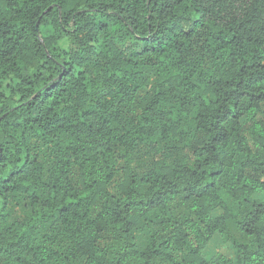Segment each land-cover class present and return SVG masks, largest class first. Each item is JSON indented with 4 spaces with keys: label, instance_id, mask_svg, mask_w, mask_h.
Instances as JSON below:
<instances>
[{
    "label": "trees",
    "instance_id": "trees-1",
    "mask_svg": "<svg viewBox=\"0 0 264 264\" xmlns=\"http://www.w3.org/2000/svg\"><path fill=\"white\" fill-rule=\"evenodd\" d=\"M0 264H264V0H0Z\"/></svg>",
    "mask_w": 264,
    "mask_h": 264
},
{
    "label": "rangeland",
    "instance_id": "rangeland-1",
    "mask_svg": "<svg viewBox=\"0 0 264 264\" xmlns=\"http://www.w3.org/2000/svg\"><path fill=\"white\" fill-rule=\"evenodd\" d=\"M23 210L22 208H16L14 210V216L16 218H19L22 215ZM147 234L146 230H143L142 228L137 229L133 237H136L137 239L142 236H145ZM249 238H247L244 234L241 232L237 231L234 227H230L228 231L227 237L223 238H218L216 237L213 241V243L210 245L212 249L218 254H222L228 258H234L235 256V251L233 244L234 242H248Z\"/></svg>",
    "mask_w": 264,
    "mask_h": 264
}]
</instances>
